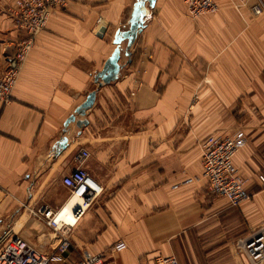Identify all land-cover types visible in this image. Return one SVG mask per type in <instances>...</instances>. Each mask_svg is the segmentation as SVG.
I'll list each match as a JSON object with an SVG mask.
<instances>
[{
	"label": "crops",
	"instance_id": "obj_1",
	"mask_svg": "<svg viewBox=\"0 0 264 264\" xmlns=\"http://www.w3.org/2000/svg\"><path fill=\"white\" fill-rule=\"evenodd\" d=\"M135 1L68 0L37 34L0 109V250L17 236L54 253V234L32 210L61 200L59 179L84 148L83 167L103 192L70 249L48 264H77L83 251L118 240L126 248L105 264L157 255L252 264L235 242L264 228V14H252L251 0H215L216 12L190 18L182 0H155L129 55L121 51L118 77L98 85ZM13 2L0 0V73L22 38L7 11ZM92 90V106L76 114ZM238 130L246 142L232 161L250 197L231 204L208 190L201 143Z\"/></svg>",
	"mask_w": 264,
	"mask_h": 264
},
{
	"label": "built area",
	"instance_id": "obj_2",
	"mask_svg": "<svg viewBox=\"0 0 264 264\" xmlns=\"http://www.w3.org/2000/svg\"><path fill=\"white\" fill-rule=\"evenodd\" d=\"M190 18L214 13L218 7L215 0H182ZM68 0H14L7 9L22 38L16 50L5 59L0 73V109L11 99L21 66L27 53L34 45L37 34L42 31L55 8H65ZM250 10L254 16L264 14V0H251ZM100 21V19H98ZM246 136L242 130L232 136H210L201 143L202 176L208 181L212 195L227 198L237 204L250 197L243 178L233 164V157L245 144ZM89 152L81 148L75 156L77 166L59 179L61 200L59 202H40L32 214L41 220L54 234L56 245L54 253L62 255L71 247V234L76 224L92 208L103 192V186L83 167ZM264 187V167L257 175ZM197 179V178H196ZM188 178L185 182L192 181ZM66 208L68 211L66 212ZM70 214L72 221L65 219ZM237 249L243 251L252 264L264 261V228L247 238H238ZM126 248L123 240H118L107 251L90 253L83 251L77 264H105L108 254ZM54 253H45L20 237L10 238L0 250V264H48ZM138 264H182L173 256L157 255L144 258Z\"/></svg>",
	"mask_w": 264,
	"mask_h": 264
},
{
	"label": "water",
	"instance_id": "obj_3",
	"mask_svg": "<svg viewBox=\"0 0 264 264\" xmlns=\"http://www.w3.org/2000/svg\"><path fill=\"white\" fill-rule=\"evenodd\" d=\"M147 2V6L146 3ZM155 5V0H136L133 4V9L131 12V16L129 19V26L127 29H117L113 43L115 47L109 57L105 60L102 69L97 72L94 77V81L101 85L102 83H108L110 81L115 80L118 77V73L120 70V64L118 62L120 58L121 51L125 52L126 55H129V48L133 44L137 34L142 30L144 26L145 20L150 15V8ZM100 31H104L101 28ZM126 41V45L124 48L121 47V43ZM95 98V90H92L88 93L86 99L82 104H80L75 112L79 115H84L85 111L92 106ZM75 120V115H70L64 122V127L68 125L69 122ZM86 121H78L76 124L80 126L81 124H85ZM66 142L65 138H62L60 141V146H64Z\"/></svg>",
	"mask_w": 264,
	"mask_h": 264
},
{
	"label": "bare ground",
	"instance_id": "obj_4",
	"mask_svg": "<svg viewBox=\"0 0 264 264\" xmlns=\"http://www.w3.org/2000/svg\"><path fill=\"white\" fill-rule=\"evenodd\" d=\"M145 4H146V6H147V2H146ZM65 210H66V212H67V211H68V208H66ZM65 219L68 220V221H72L71 216H70L69 213H68L67 215H65Z\"/></svg>",
	"mask_w": 264,
	"mask_h": 264
}]
</instances>
